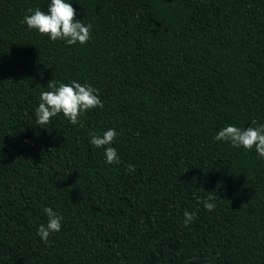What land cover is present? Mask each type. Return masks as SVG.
I'll use <instances>...</instances> for the list:
<instances>
[{
  "label": "trees",
  "instance_id": "1",
  "mask_svg": "<svg viewBox=\"0 0 264 264\" xmlns=\"http://www.w3.org/2000/svg\"><path fill=\"white\" fill-rule=\"evenodd\" d=\"M49 2L0 0V264H264V158L213 139L264 124V0H69L72 46L22 22ZM50 80L104 108L38 126ZM110 128L119 164L89 142Z\"/></svg>",
  "mask_w": 264,
  "mask_h": 264
},
{
  "label": "clouds",
  "instance_id": "2",
  "mask_svg": "<svg viewBox=\"0 0 264 264\" xmlns=\"http://www.w3.org/2000/svg\"><path fill=\"white\" fill-rule=\"evenodd\" d=\"M23 18L30 30L47 36L52 42L63 41L72 46L77 43L84 45L91 39L92 24H85L76 18V9L69 0H50L47 11L40 8H29ZM49 90L41 91L40 102L35 109L36 124L43 126L51 123L52 119L60 114L69 120L72 125H77L82 115L88 111L104 108L99 99V90L91 84L73 80L70 83L50 80L47 84ZM247 128L227 125L213 137L217 142L229 143L234 148L245 150L255 149L259 157L264 158V124L257 125L255 120ZM43 128V127H42ZM119 133L115 129H108L102 135L90 132V144L96 148H103L108 164H119L120 157L117 150L112 147ZM134 166H129L133 171ZM215 196L209 195L201 200L203 207L211 212L215 209ZM47 223L38 227L37 235L47 244L53 233H59L64 217L50 207L44 208ZM195 211L184 212V225L189 226L195 219Z\"/></svg>",
  "mask_w": 264,
  "mask_h": 264
}]
</instances>
